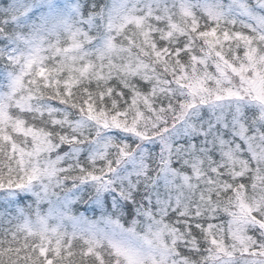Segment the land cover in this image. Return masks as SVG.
<instances>
[{
	"label": "snow or ice",
	"instance_id": "1",
	"mask_svg": "<svg viewBox=\"0 0 264 264\" xmlns=\"http://www.w3.org/2000/svg\"><path fill=\"white\" fill-rule=\"evenodd\" d=\"M0 264H264V0H0Z\"/></svg>",
	"mask_w": 264,
	"mask_h": 264
}]
</instances>
